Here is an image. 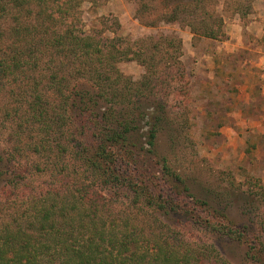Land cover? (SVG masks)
Here are the masks:
<instances>
[{"label":"trees","instance_id":"obj_1","mask_svg":"<svg viewBox=\"0 0 264 264\" xmlns=\"http://www.w3.org/2000/svg\"><path fill=\"white\" fill-rule=\"evenodd\" d=\"M84 1L0 0V22L12 18L8 27L0 26V135L5 128L13 143H22H15L7 170L0 166V178L5 171L6 186L17 183L11 160L18 159L22 145L38 156L36 170L42 173L46 166L53 177L50 187L27 192L25 208L0 224V264H204L194 249L179 248L153 230L147 236L138 213L113 208L131 194L136 200L146 197L155 212L191 210L169 194L158 200L152 164L142 176V163L137 171L140 153H158L167 103L153 77L128 81L118 67L124 57H139L133 48L110 49L86 32ZM131 91L137 96L133 101ZM144 96L157 100L153 112H143ZM71 161L81 170L74 180L67 178ZM131 161L134 174L124 169ZM162 162L172 192L176 185L170 180L183 179L166 158ZM252 195L250 203H256ZM189 196L194 208L207 211L217 237L244 246L246 260L264 264V242L252 241L248 226H238L214 198Z\"/></svg>","mask_w":264,"mask_h":264},{"label":"rangeland","instance_id":"obj_2","mask_svg":"<svg viewBox=\"0 0 264 264\" xmlns=\"http://www.w3.org/2000/svg\"><path fill=\"white\" fill-rule=\"evenodd\" d=\"M260 1L87 0L81 7L87 33L110 49L125 47L137 52L139 57H124L117 64L128 81L137 83L145 76L157 81L159 96L167 103L156 140L158 153H140L137 171L142 163L139 174H144L152 164L159 178L158 200L169 194L179 207L191 210L181 215L155 212L146 197L136 200L131 194L115 201L113 208L138 213L147 236L153 230L179 248L194 249L204 264H262L246 260L244 246L217 237L208 227L207 211L194 208L189 196L214 198L216 207L226 208L238 226L249 227L252 241L264 242V97L257 101L247 97L252 91L260 92L254 80H261L264 70L256 65L259 52L249 49L247 31H242L244 46L232 50L228 45L233 30H248ZM1 20L2 28L12 22L10 17ZM142 62L151 67L149 72ZM8 95L4 92L3 97L9 99ZM130 98L133 101L137 96L131 91ZM141 104L144 113L153 112L157 100L144 96ZM141 126L147 128V119ZM7 132L4 128L0 135V166L4 169L5 164L6 170L18 143ZM22 147L18 159L11 160L17 183L6 186L5 171L0 178V224L25 208L27 192L52 184L50 170L46 166L42 173L36 170L38 156ZM164 158L172 173L183 179L182 183L170 180L176 185L172 192L164 179ZM71 162L67 178L74 180L81 170L77 162ZM124 169L135 173L132 161ZM186 186L190 191H185ZM252 194L257 196L256 203H250Z\"/></svg>","mask_w":264,"mask_h":264},{"label":"crops","instance_id":"obj_3","mask_svg":"<svg viewBox=\"0 0 264 264\" xmlns=\"http://www.w3.org/2000/svg\"><path fill=\"white\" fill-rule=\"evenodd\" d=\"M252 17V20L249 21L248 26L246 27L248 30H233L230 33V43H228V45L232 46L230 48L232 50L239 49L244 46L245 43L243 32L247 31V35L250 41L249 49L255 52H259V57L256 61V65L264 70V0H261L260 3L255 6V11ZM243 27L244 26H241L242 29ZM260 77L261 80H257V78L254 80V88H257L258 90H260V92L255 93L252 91L248 93V100L257 101V99H262L264 97V71H262V75ZM261 109L264 113V106Z\"/></svg>","mask_w":264,"mask_h":264}]
</instances>
